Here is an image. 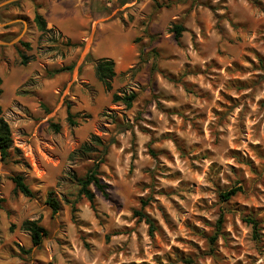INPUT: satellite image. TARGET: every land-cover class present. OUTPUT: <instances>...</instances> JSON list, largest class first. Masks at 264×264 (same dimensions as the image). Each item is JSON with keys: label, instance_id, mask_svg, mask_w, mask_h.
Returning a JSON list of instances; mask_svg holds the SVG:
<instances>
[{"label": "rangeland", "instance_id": "obj_1", "mask_svg": "<svg viewBox=\"0 0 264 264\" xmlns=\"http://www.w3.org/2000/svg\"><path fill=\"white\" fill-rule=\"evenodd\" d=\"M100 58L116 64L112 92ZM0 80L28 165L0 158V264H264V0H0ZM93 135L106 154L81 156ZM95 163L108 196L92 209L76 178ZM17 174L32 198L14 192ZM34 220L39 246L23 227Z\"/></svg>", "mask_w": 264, "mask_h": 264}, {"label": "trees", "instance_id": "obj_2", "mask_svg": "<svg viewBox=\"0 0 264 264\" xmlns=\"http://www.w3.org/2000/svg\"><path fill=\"white\" fill-rule=\"evenodd\" d=\"M34 22L37 25L39 31L44 34L48 32L47 21L44 16L38 12L37 10L34 13ZM183 27L180 25H176L173 29L175 33V38L179 39L183 32ZM74 47H80L81 44L74 43L72 44ZM21 64L25 65L27 63V59L24 55L21 56ZM69 68H61L55 71V73H61ZM95 77L97 81L102 84L104 89L107 92L113 91V82L117 77L116 72V64L113 59L111 58H100L95 62ZM1 82V80H0ZM1 94V90H0ZM137 96L135 93H131L130 95H119L117 93L112 94L113 102H122L127 107H131L133 102L136 100ZM3 109L0 105V158L1 161L4 163H14L17 165H23L28 167L25 159L23 158L21 151L14 147L13 138H12V131L11 128L6 120L2 118ZM67 121L73 127L78 126V122L75 120V116L72 115L70 112V108L68 107L67 110ZM52 128L56 132H60L61 126L58 124H51ZM90 143H84L81 148L79 149V154L87 155L95 148L102 149V157L106 154L109 145H105L101 139L97 136H92L90 139ZM102 160V159H101ZM102 162V161H101ZM12 183L14 184V192L16 194H21L27 198H32L34 196V192L28 186L25 181L24 176L17 174L12 176L11 178ZM79 186L78 190V197L86 199L91 208L95 209V198L96 192L102 194L104 197H107V185L103 183L100 177V164L95 163L93 167L86 173L83 178H76ZM238 192H242V188L237 187L233 188L230 191L224 192L220 194V197L224 201H229L233 196H235ZM2 199H0V208H1ZM47 204L52 209L53 213H57L59 210L58 202L52 198L51 196L47 199ZM143 205H147L146 202H143ZM135 216L139 217L140 220L144 221L149 226V232L151 236H154V232L157 231V221L153 219L150 215L143 211H135ZM244 222L251 226L255 239L259 237V229H258V222L252 218L247 217L244 218ZM222 224V218L219 219L217 223V231L220 232V227ZM25 230L30 233L31 241L34 246L41 245L43 238L47 235L46 230L40 225L39 221H27L23 224ZM212 244H214L217 240V234L215 237L211 239Z\"/></svg>", "mask_w": 264, "mask_h": 264}]
</instances>
